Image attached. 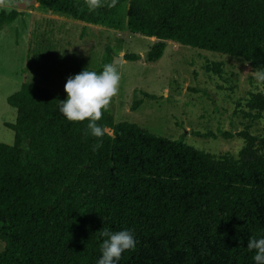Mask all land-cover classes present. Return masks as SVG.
I'll return each instance as SVG.
<instances>
[{"label":"trees","instance_id":"1","mask_svg":"<svg viewBox=\"0 0 264 264\" xmlns=\"http://www.w3.org/2000/svg\"><path fill=\"white\" fill-rule=\"evenodd\" d=\"M37 3L85 26L156 38L151 62L173 40L264 69V0H101L94 11L87 0ZM23 15L0 6V32ZM48 35L34 32L30 68L74 76L112 64L108 50L99 64L88 57L65 72ZM53 87L30 79L8 98L17 117L7 124L15 143L0 142V264H97L103 228L129 230L137 240L119 264H254L255 250L246 245L264 236V131H253L264 114V92L251 93L241 130L195 132L241 138L234 156L199 149L183 135L171 139L117 122L110 110L97 121L104 135L93 137L87 120L68 121L59 112L67 94ZM142 103L135 98L132 109Z\"/></svg>","mask_w":264,"mask_h":264},{"label":"rangeland","instance_id":"2","mask_svg":"<svg viewBox=\"0 0 264 264\" xmlns=\"http://www.w3.org/2000/svg\"><path fill=\"white\" fill-rule=\"evenodd\" d=\"M6 3L0 0L1 6H7ZM23 12L22 17L0 32L1 143H15V132L7 124L15 123L17 110L9 105L8 98L23 82L33 79L66 94L64 86L70 74L51 73L49 67L40 71L34 65L30 68L34 32H49L48 37L56 44L61 69L65 72L70 71L75 61L88 57L99 64L108 50L113 65L115 58H122L114 65L121 77L118 92L107 107L117 122L137 123L171 139L183 135L188 144L214 155H238L243 146L241 138H202L195 132L243 128L247 120L242 111L247 109L251 93L264 92L262 80L255 75L258 70L245 59L168 40L164 55L151 62L148 53L157 41L154 37L132 33L127 28L85 26L80 20L43 11L38 4ZM130 53L141 58L126 60L125 55ZM142 92L152 98H145ZM135 98L143 100L137 110L132 109ZM253 131L263 133L264 114L255 122ZM3 248L0 240V251Z\"/></svg>","mask_w":264,"mask_h":264},{"label":"clouds","instance_id":"3","mask_svg":"<svg viewBox=\"0 0 264 264\" xmlns=\"http://www.w3.org/2000/svg\"><path fill=\"white\" fill-rule=\"evenodd\" d=\"M90 11L102 6L101 0H87ZM115 0H113V5ZM258 79L264 80V69L255 73ZM120 73L113 64H105L99 73L89 71L87 68L80 73L70 76L64 86L67 94L60 101L59 112L68 121H84L86 128L93 137L100 138L104 135L103 128L97 123L101 119L102 110L107 107L118 92ZM101 145L96 143L92 150L96 151ZM103 240L100 248L101 256L97 264H119L122 253L134 251L137 240L129 230L110 231L103 228L100 232ZM248 250H255L252 257L254 264H264V236L249 238L246 245Z\"/></svg>","mask_w":264,"mask_h":264},{"label":"water","instance_id":"4","mask_svg":"<svg viewBox=\"0 0 264 264\" xmlns=\"http://www.w3.org/2000/svg\"><path fill=\"white\" fill-rule=\"evenodd\" d=\"M35 4H37V0H15V1H12V2H8V5L11 8H16L19 11L27 10L29 7H31V6H33ZM121 59L122 58L120 56L115 58L114 65L116 64V62L118 60H121Z\"/></svg>","mask_w":264,"mask_h":264},{"label":"crops","instance_id":"5","mask_svg":"<svg viewBox=\"0 0 264 264\" xmlns=\"http://www.w3.org/2000/svg\"><path fill=\"white\" fill-rule=\"evenodd\" d=\"M2 2L4 1V0H1ZM38 4V3H37ZM5 5H7L8 6V3H6ZM1 6V5H0ZM38 6H39V4H38ZM50 12H52V11H50ZM89 26H95V25H89Z\"/></svg>","mask_w":264,"mask_h":264}]
</instances>
